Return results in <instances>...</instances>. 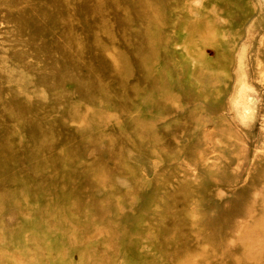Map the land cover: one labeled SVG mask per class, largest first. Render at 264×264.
<instances>
[{
    "label": "rangeland",
    "instance_id": "1",
    "mask_svg": "<svg viewBox=\"0 0 264 264\" xmlns=\"http://www.w3.org/2000/svg\"><path fill=\"white\" fill-rule=\"evenodd\" d=\"M0 264H264V0H0Z\"/></svg>",
    "mask_w": 264,
    "mask_h": 264
},
{
    "label": "bare ground",
    "instance_id": "2",
    "mask_svg": "<svg viewBox=\"0 0 264 264\" xmlns=\"http://www.w3.org/2000/svg\"><path fill=\"white\" fill-rule=\"evenodd\" d=\"M241 87V86H240ZM240 113V112H239Z\"/></svg>",
    "mask_w": 264,
    "mask_h": 264
}]
</instances>
